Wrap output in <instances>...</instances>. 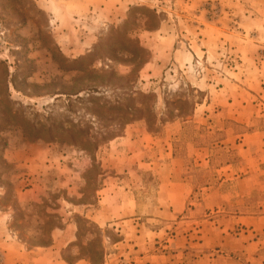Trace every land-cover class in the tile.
Listing matches in <instances>:
<instances>
[{
  "label": "rangeland",
  "instance_id": "1",
  "mask_svg": "<svg viewBox=\"0 0 264 264\" xmlns=\"http://www.w3.org/2000/svg\"><path fill=\"white\" fill-rule=\"evenodd\" d=\"M77 1L49 2L53 20L44 3L0 0V219L21 242L13 260L193 264L240 249L248 238L221 230L234 214L264 216V146L238 147L264 134V0H96L75 16ZM146 143L155 176L138 162ZM169 181L191 184L186 208L169 218L165 196L152 219L143 207ZM102 187L119 209H97ZM132 194L142 215L130 226L120 207ZM259 233L252 264H264Z\"/></svg>",
  "mask_w": 264,
  "mask_h": 264
},
{
  "label": "crops",
  "instance_id": "2",
  "mask_svg": "<svg viewBox=\"0 0 264 264\" xmlns=\"http://www.w3.org/2000/svg\"><path fill=\"white\" fill-rule=\"evenodd\" d=\"M35 1L37 3L40 2L41 5L44 3L45 5L40 8L43 10H46L50 18H53V20L54 19L56 20L57 8L55 6L52 7L53 5L49 6L50 4L49 2H52V4H55L57 6L60 2L64 0H35ZM96 3H97L96 0H93V1L79 0L76 3H74L75 5H77V8L75 7L72 15L83 16L85 15L84 13L86 14L91 13L92 10L97 11L96 9L97 8L99 9L101 5H99L100 6L99 7L96 5ZM59 8H62L61 3L59 4ZM57 43L60 45L58 41ZM263 138H264V134H258L257 132H255L254 134L247 137V142L241 145L239 144L238 147H241V149H243V147H246V150L250 151L248 154L250 156L251 153L257 151L256 150L257 145L261 144L262 146H264ZM120 140L126 141L124 137H120ZM134 142L136 143L137 140H135ZM137 149L139 152H142L141 153L142 156L139 157L138 159L139 165L148 168V170L154 176L158 174L157 169H159V162H158L160 160L159 157H157L155 154L153 155L152 153L151 157L149 159H146V156H148V152L154 150V146H151L149 143H146V144H141V146ZM259 150L264 151V149H259ZM112 168H115V169L118 168L119 171L122 172L123 169L126 168V165L124 166V165H119L115 163L112 165ZM232 179H236V178L232 177ZM126 181L127 182L121 180L122 187L120 188L118 187V189H121L124 191L125 187L128 188V180ZM123 183L125 186H123ZM167 185L169 188H165V190L163 191L164 192L163 194L160 193V190H159L157 197H153L152 202L147 203L146 206L143 207V208L152 210L150 211V213H148V216H152V219H154L155 216H160L159 214H160L161 209H165L164 207H162V204L160 203L161 198H165V196L169 200H172L170 202V206L172 205L174 209L173 213L168 215L169 218H174L175 216H177L180 210L186 208L185 200L188 199V196L192 191L191 184L190 183L187 184L186 182H182V181L181 182H170L169 181ZM167 185H164V186H167ZM156 186L160 188L159 183H157ZM164 186L162 185V187ZM99 192L101 195L100 197H97V204H96V207H98L97 209L103 210L106 213V210L108 209L111 210L113 208H118V207L112 206L113 201L111 200V198H113V196L109 197L110 194L114 191L109 190L105 187H102V189L98 191V193ZM22 194H24V192H22ZM24 198H27V197H24ZM105 202H109V204L101 205L102 203L104 204ZM118 205H120V203L116 201V206ZM120 208L121 210H127V213L126 214L124 213V216L128 217L129 220L124 222V224L125 225L130 224V226H133V224L137 225V223H134V221L139 220L140 218L138 216L142 215V213H140L139 211V209L142 208V204L138 200V198H136L134 194H132L131 199L128 200L127 203L122 202ZM117 218L118 217L110 219L104 216L103 223L105 225L106 224L113 225L115 224L114 220ZM225 222L226 223H224V226L221 232H225L226 234L230 235L231 236L230 238H232L231 239L232 243H234L235 241V244H237V241L241 243L239 239L241 240L242 238H248V239H244L245 240L244 242L246 244L244 246L242 245L240 249L236 247L235 248L236 251H233L231 249L228 250L226 247H222V249L216 250L214 251V253L213 252L211 253L209 251H206V252L202 251L200 254L195 255V258L192 260L193 264H217L218 262H224V264H247V263L252 264L254 262L256 258L254 254H251L250 252L254 249L255 246H258L259 244L255 243L253 240L250 241L249 236L250 235L255 236L259 232H260L259 234H264V216L235 215L234 214L233 216H228ZM3 226H6V225L2 223L0 219V253L2 254L1 264H20V262L17 260L19 256H22L19 250V246H21L19 243L21 242H18L20 240H18L16 234H13L12 236L11 232L7 229H4ZM205 231L208 232L209 228L203 227L202 230H200L201 238L204 237L203 233H205ZM236 236H239V237L237 238ZM224 238L226 239L227 236ZM201 245L202 247H206L204 245V241L203 243H201ZM226 245L227 244H224L222 246H226ZM262 248H263V244L259 247V249H262ZM50 251L51 250H48L46 253H44V255L48 254V252ZM237 251L239 253H235ZM169 257L166 258L164 256H156L155 258H153L154 264H165L166 260H170ZM224 257H227V258H224ZM14 258H17V260L14 261L13 260ZM259 258L262 259V261H259L260 263H262L264 260V256L262 257L259 256ZM47 259H50L51 261L54 260V262H52L53 264H59L57 253L53 251L49 253V255L47 256Z\"/></svg>",
  "mask_w": 264,
  "mask_h": 264
},
{
  "label": "trees",
  "instance_id": "3",
  "mask_svg": "<svg viewBox=\"0 0 264 264\" xmlns=\"http://www.w3.org/2000/svg\"><path fill=\"white\" fill-rule=\"evenodd\" d=\"M68 62L69 63H75V62H77L76 61V59H73V60H70L69 61V59H68ZM64 69V68H63ZM69 70V69H68ZM109 75H111L112 77L114 76L113 74H112V72L110 71L109 73H108ZM130 77H131V75H130ZM135 79H136V77L134 78V81H135ZM88 94H90V93H94L95 92V90L93 89V88H88L87 90H85ZM143 98H145V97H147V95H141ZM176 117H178V116H176ZM52 126V129H53V125H51ZM147 130H150L149 128L147 129ZM48 131L50 132L51 131V129L50 128H48ZM65 132H69V131H65ZM93 226L95 227V228H98L97 227V225H95V224H93ZM89 263L90 264H95V263H93L91 260H89Z\"/></svg>",
  "mask_w": 264,
  "mask_h": 264
}]
</instances>
